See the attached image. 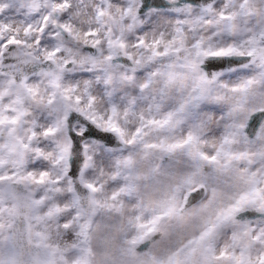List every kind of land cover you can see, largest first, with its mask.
<instances>
[{
  "label": "snow or ice",
  "instance_id": "snow-or-ice-1",
  "mask_svg": "<svg viewBox=\"0 0 264 264\" xmlns=\"http://www.w3.org/2000/svg\"><path fill=\"white\" fill-rule=\"evenodd\" d=\"M0 264H264V0H0Z\"/></svg>",
  "mask_w": 264,
  "mask_h": 264
}]
</instances>
